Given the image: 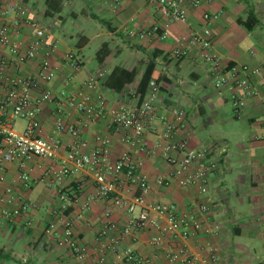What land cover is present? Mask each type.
<instances>
[{
    "label": "crops",
    "instance_id": "obj_1",
    "mask_svg": "<svg viewBox=\"0 0 264 264\" xmlns=\"http://www.w3.org/2000/svg\"><path fill=\"white\" fill-rule=\"evenodd\" d=\"M12 2L27 7L39 20L52 19L56 30L62 34L58 37L54 32L60 44L51 61L58 66V73L46 86L53 101L44 104L38 114L45 136L60 138L59 157L71 161L70 151L80 140L87 145L79 146L78 151L92 153L99 147L98 138L101 137L111 139L108 160L116 163L120 159L129 148L122 142L124 131L113 123L112 115L88 120L69 104L68 98L84 92L91 94L97 103L96 96L102 94L108 110L136 105L140 99L139 82L148 62L155 60L156 70L164 78L160 82V115L172 118V109L183 110L185 120L176 138L187 141L195 149L214 146L220 158L219 171L204 198L210 206L204 216V229L193 234L184 245L199 256L200 264H214V254L224 264H264V128L261 123L264 75L251 77L253 85L261 84L262 90L250 95L240 113H235L234 89L214 86L213 73L203 61L199 47L190 46L188 56L178 59L173 56V50L183 45L182 37L201 31L206 25L204 14L210 13L214 16L208 24L212 30L213 52L223 64H264V0H201L200 3L182 0L188 21L171 22L166 39L158 35L130 38L125 32L126 28L146 30L165 25L167 20L157 4L149 0H120L117 11H113L109 0H68L62 5V12L51 17L45 14L46 0ZM9 21L15 39L30 40L31 28L22 26L18 30L13 21ZM4 22L5 19L0 20V28ZM73 32L78 39L75 44ZM94 40H100L98 51L103 46L109 50L102 63L97 53L93 59L83 53ZM67 52L76 55L78 68L65 60ZM44 55L42 53L20 69L11 67L6 73L12 76L36 74ZM115 67L137 72L134 81L121 91L109 87L106 82ZM100 71H104L106 77L96 89H88L85 82ZM60 116L66 123L81 127L79 138L68 131L57 130ZM157 124L156 131L145 135L149 148L155 147L164 129L161 121ZM24 125L25 121L20 120L17 128ZM131 154L149 181L146 194L149 202L173 203L182 210L197 206L199 198L194 188L168 181L171 166L159 150L149 153L134 148ZM55 170L53 162L38 156L23 165L19 162L8 164L6 180L0 184V196L9 187L15 197L14 205L30 202L34 206L0 227V264H129L124 257L129 247L147 260L144 264H181L166 256V251L177 250L180 243L170 241L163 247H154L150 242L157 231L153 228L143 229L135 237L127 236L117 243L112 240L118 239L119 231L102 236L101 231L109 222L116 223L118 228L127 223L126 209L114 205L111 199L98 197L93 168L86 167L64 176L61 182L56 181ZM24 173L29 175L27 181L21 177ZM116 189L125 197L132 196L127 185L118 183ZM63 192L69 194L71 202L62 199ZM64 203L69 208L65 212ZM64 213L73 221L79 244L86 247L84 259L77 258L67 246L59 244ZM160 222L165 224V218Z\"/></svg>",
    "mask_w": 264,
    "mask_h": 264
},
{
    "label": "built area",
    "instance_id": "obj_2",
    "mask_svg": "<svg viewBox=\"0 0 264 264\" xmlns=\"http://www.w3.org/2000/svg\"><path fill=\"white\" fill-rule=\"evenodd\" d=\"M156 3L159 12L167 20L165 25L154 26L146 30L126 28L125 32L130 38L143 39L158 35L162 39L168 37V28L173 21L187 22L188 15L182 5V0H149ZM208 1V0H207ZM113 11H117L120 0H109ZM197 0L196 3H200ZM206 25L201 31H195L182 37V46L173 50L175 58H182L190 54V46H197L201 51L204 62L209 65L213 73L214 86L216 88L231 87L232 104L235 113H240L250 95L258 94L263 84L253 85L252 76L261 78L264 75V64L250 66L248 64H223L220 58L213 52L212 30L208 25L214 17L210 13L204 14ZM5 22L0 28V184L6 180L9 163L25 161L38 156L53 162L56 167L54 176L57 182H61L64 176L77 173L86 167L94 170V180L98 189V197L111 199L114 205L123 207L129 214L127 223L118 228L114 222H109L102 229L101 235L108 236L110 231H119L117 243L127 236L135 237V234L146 228H153L157 234L151 238L154 247H163L167 242H178L177 250L166 251V256L174 263L200 264V258L194 255L184 245L193 234L204 229V216L210 210V206L204 201L210 191V184L219 171L220 158L214 146L202 149L191 148L187 141L176 138L180 124L184 122V111L172 109V118L168 115H160L158 101L161 91V83L152 79L149 82L147 92L136 105H122L119 109L108 110L106 100L102 94L96 96V101L91 94L78 92L68 98L71 106L84 114L88 120L111 114L113 123L124 131L122 142L128 146L116 163L108 160V148L111 145L110 138H98L99 147L92 153H80L79 146H86L87 142L80 140L73 145L69 154V160L61 159L58 149L61 141L57 136H45L43 126L38 119V114L44 104L53 101L50 90L46 87L52 82L58 73V66L52 63L60 41L55 36V21L50 19L44 22L32 16L31 11L12 0H0V20ZM12 20L19 30L22 26L31 28L33 36L30 40L15 39L11 27ZM160 31V33H159ZM42 53L39 70L36 74L28 76L8 75L9 68L20 69L26 63L35 60ZM65 60L73 67L78 68L79 62L73 52L65 54ZM106 74L100 71L97 76L85 82V86L94 90L99 86L100 80ZM25 121L22 128H17L18 122ZM164 124V129L159 135V141L154 148H149L145 135L158 129L157 122ZM264 128V114L261 117ZM87 124V123H86ZM58 131H68L76 138L80 137L81 127L68 124L60 116L56 122ZM141 148L149 153L159 150L171 166L168 173V181L176 183L180 187H191L196 190L199 198L197 206L182 210L176 204L151 203L146 199L150 185L147 177L142 173L138 162L132 157L131 149ZM70 162H73L72 165ZM22 179L28 180L29 175L24 173ZM129 186L131 197H125L117 191V185ZM62 199L71 202L68 193L63 192ZM15 197L12 188H5L0 196V227L9 224L15 217L28 212L34 205L25 202L14 205ZM63 212L68 210V205H62ZM140 208V209H139ZM62 212V213H63ZM110 213L107 212L106 216ZM165 218V224L160 220ZM63 233L59 244L67 246L79 259H84L87 250L78 242L71 218L62 215ZM55 225L52 224L51 228ZM115 243L112 245L116 249ZM125 261L129 264H144L146 259L137 256L132 248L124 251ZM214 264H224L221 258L214 254Z\"/></svg>",
    "mask_w": 264,
    "mask_h": 264
},
{
    "label": "trees",
    "instance_id": "obj_3",
    "mask_svg": "<svg viewBox=\"0 0 264 264\" xmlns=\"http://www.w3.org/2000/svg\"><path fill=\"white\" fill-rule=\"evenodd\" d=\"M65 1L68 0H46V16L51 17L62 12V5ZM243 23L247 21L242 20ZM109 55V50L106 46H103L97 52V59L100 63L104 62L106 57ZM136 70H128L122 67H115L107 78V85L111 88H114L116 91H121L126 87L127 84L132 83L136 77ZM155 79L157 82H161L164 78L156 70L155 60L148 62L145 72L142 76L141 81L138 85V93L140 94V100L143 99L147 92L149 82Z\"/></svg>",
    "mask_w": 264,
    "mask_h": 264
},
{
    "label": "rangeland",
    "instance_id": "obj_4",
    "mask_svg": "<svg viewBox=\"0 0 264 264\" xmlns=\"http://www.w3.org/2000/svg\"><path fill=\"white\" fill-rule=\"evenodd\" d=\"M49 21L50 20H47V22H49ZM53 30H54L55 34L58 37H61L62 36V34L58 30H56V28L53 29ZM74 31H77L78 32V30H74ZM73 33L75 34V36H74V38H72V42H73V44H75L78 41V39H77L76 33L75 32H73ZM100 45H101L100 44V40H98V41L94 40L93 42H91L90 44H88L85 47V49L83 50V53L85 54V56L87 58H92V57L95 58L96 57V53H97Z\"/></svg>",
    "mask_w": 264,
    "mask_h": 264
}]
</instances>
